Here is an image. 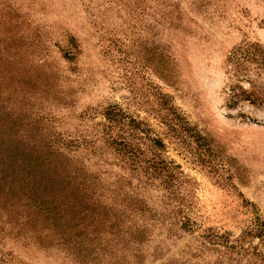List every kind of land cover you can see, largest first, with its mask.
Masks as SVG:
<instances>
[{"label": "rangeland", "instance_id": "rangeland-1", "mask_svg": "<svg viewBox=\"0 0 264 264\" xmlns=\"http://www.w3.org/2000/svg\"><path fill=\"white\" fill-rule=\"evenodd\" d=\"M0 104V121L58 140L106 196L131 190L194 222L157 221L138 262L90 244L91 225L0 201V264H261L204 236L264 229V0H0ZM118 136L172 176L145 173ZM243 247L264 254L260 237Z\"/></svg>", "mask_w": 264, "mask_h": 264}, {"label": "trees", "instance_id": "trees-1", "mask_svg": "<svg viewBox=\"0 0 264 264\" xmlns=\"http://www.w3.org/2000/svg\"><path fill=\"white\" fill-rule=\"evenodd\" d=\"M0 111L7 117L8 112L1 104ZM113 112L108 110V114ZM12 126L11 122L7 124L0 121V132L4 136L0 137V201L16 199L30 208L31 212H35L34 215L39 216L42 221L47 218L67 219L72 222L69 227L71 230L79 228L81 224L91 225V233L88 235L90 244L101 243L99 249L102 251L108 250L106 247L110 243H114L115 247L120 245L122 252L132 251L134 260L138 262L143 257V245L149 239L152 228L158 224L157 221L162 226L167 223L170 226L167 228L168 232L194 231V222L184 214L180 205L164 216L151 208L137 192L113 190L111 195L106 196L96 177L74 163L61 149L62 143L58 140L20 135L19 129L12 130ZM150 141L157 148L163 146L160 139L151 138ZM112 143L124 150L134 160V164L145 166V173L166 170L172 176L170 170L176 168L166 165L158 155L151 159L141 158L140 145L134 141H126L125 137L118 136L117 139H112ZM103 196L110 201H105ZM164 219L166 222H163ZM242 235L236 240L237 244H229L228 236L222 234H208L204 239L219 243L217 240L223 237L224 243H228V248L236 255L247 251L254 261L264 264L263 251H258L256 247L249 251L243 247L246 237L257 236L264 241V229L257 232L245 231ZM81 241L76 240L77 243ZM93 250L92 247L89 249L90 252ZM228 259L227 262L219 260L215 264H240L236 259ZM162 264L178 262L170 258Z\"/></svg>", "mask_w": 264, "mask_h": 264}]
</instances>
